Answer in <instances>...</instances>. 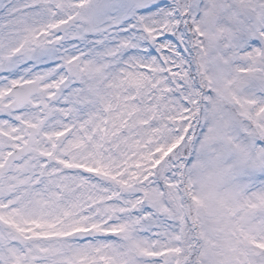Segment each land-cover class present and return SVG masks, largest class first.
<instances>
[{
	"label": "snow or ice",
	"instance_id": "obj_1",
	"mask_svg": "<svg viewBox=\"0 0 264 264\" xmlns=\"http://www.w3.org/2000/svg\"><path fill=\"white\" fill-rule=\"evenodd\" d=\"M0 264H264V0H0Z\"/></svg>",
	"mask_w": 264,
	"mask_h": 264
}]
</instances>
